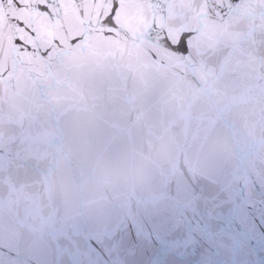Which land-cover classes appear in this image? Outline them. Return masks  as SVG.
<instances>
[{"label":"water","instance_id":"obj_1","mask_svg":"<svg viewBox=\"0 0 264 264\" xmlns=\"http://www.w3.org/2000/svg\"><path fill=\"white\" fill-rule=\"evenodd\" d=\"M112 2L0 0V264H264V0Z\"/></svg>","mask_w":264,"mask_h":264},{"label":"snow or ice","instance_id":"obj_2","mask_svg":"<svg viewBox=\"0 0 264 264\" xmlns=\"http://www.w3.org/2000/svg\"><path fill=\"white\" fill-rule=\"evenodd\" d=\"M22 0H17V8L21 6ZM44 8H48L49 5L44 3ZM17 8H11L10 16L14 23L7 25L9 38L7 44L0 39V65H3L5 62H15L18 59L22 52L27 53L29 51H37L42 49L45 52L49 51V42L47 40L46 33H42L40 25H43L46 20V14H41L36 20H33L32 17H26L20 15L17 12ZM104 23L109 26V29L113 25H119L120 23H126L129 26L132 25L134 20V14L129 9L125 11L123 8L122 0H113L110 7L105 8L104 10ZM187 33H185L178 44L173 45L167 36L162 37L165 43L169 47L175 48L176 50L187 51ZM56 40H62L63 37L57 36ZM75 40L76 37L71 38ZM23 46V47H21Z\"/></svg>","mask_w":264,"mask_h":264}]
</instances>
